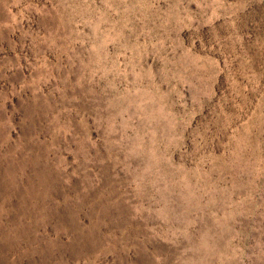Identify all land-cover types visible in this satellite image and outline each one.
Listing matches in <instances>:
<instances>
[{
    "label": "rangeland",
    "instance_id": "obj_1",
    "mask_svg": "<svg viewBox=\"0 0 264 264\" xmlns=\"http://www.w3.org/2000/svg\"><path fill=\"white\" fill-rule=\"evenodd\" d=\"M0 264H264V0H0Z\"/></svg>",
    "mask_w": 264,
    "mask_h": 264
}]
</instances>
